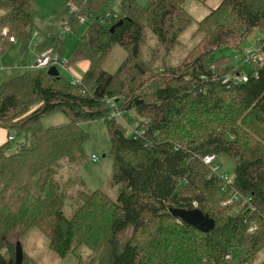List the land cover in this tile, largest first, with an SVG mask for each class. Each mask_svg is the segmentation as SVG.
I'll list each match as a JSON object with an SVG mask.
<instances>
[{
  "label": "trees",
  "instance_id": "trees-1",
  "mask_svg": "<svg viewBox=\"0 0 264 264\" xmlns=\"http://www.w3.org/2000/svg\"><path fill=\"white\" fill-rule=\"evenodd\" d=\"M104 1L70 0L40 26L36 0H0L6 10L0 15V56L11 37L29 43L35 31L54 32L40 50L54 47L62 54L61 30L66 25L78 30L80 16ZM123 10L114 21L124 23L114 32V21H95L78 42L75 58L91 63L81 85L48 69L22 70L0 81V125L24 134L18 149L11 141L0 147V264H15L17 242L23 246L32 228L40 229L61 256L88 247L87 264H254L264 248V61L250 59L242 45L260 30L264 54V0H221L197 22L193 35H203L196 49L201 52L177 68L164 66V73L154 66L158 54L170 52L194 22L185 0H150L147 7L127 0ZM149 32L157 44L145 58ZM117 44L126 55L111 73L104 63ZM224 45L236 48L244 62L252 61L248 81L233 82L243 74L241 65H229L228 58L210 60ZM109 96L122 100L125 114L134 111L142 119L130 126L112 117ZM56 112L69 121L45 127L42 119ZM96 119H104L110 133L111 184L123 183L126 190L116 199L101 189L78 191L70 198L79 206L68 217L63 162L83 151L88 134L81 123ZM208 154L234 159L233 187L252 197L254 210L224 204L222 180L203 160ZM171 208H198L215 227L201 231L173 216Z\"/></svg>",
  "mask_w": 264,
  "mask_h": 264
},
{
  "label": "rangeland",
  "instance_id": "rangeland-1",
  "mask_svg": "<svg viewBox=\"0 0 264 264\" xmlns=\"http://www.w3.org/2000/svg\"><path fill=\"white\" fill-rule=\"evenodd\" d=\"M96 2L98 0H88ZM127 0H105L102 5L96 10L88 11L84 20L81 22L78 30L72 32H66L61 34V37L65 43V56L72 60L73 63L77 60L73 54L78 42L82 39L83 35L87 32L89 26L98 21L99 17L104 14H111L112 20L123 16V4ZM142 7H147L150 0H136ZM70 0H36V5L39 9V15L37 17L39 25L44 26L52 19L56 18L59 13L64 9ZM185 7L194 18V22L182 33L180 42L167 54L163 52L158 54V61L154 66L158 67L159 73H164L165 67L177 68L180 66L189 56L194 52L199 54L202 49H197L201 43L203 35H193L197 29V22L204 18L210 11L208 0H185ZM6 10L0 6V15L4 14ZM84 16V15H83ZM80 20V19H79ZM113 23H116L114 21ZM70 26V25H69ZM71 27V26H70ZM72 29V28H71ZM57 31H55L56 33ZM54 32H37L35 31L29 41L26 43L22 39H17L15 43H12L6 51L0 56V81L13 78L17 76L23 69H18L16 66L18 63H24L31 65L35 62L38 55H40V46L44 43L46 38H49V34ZM263 37V33L260 30L254 31L244 41L242 49L248 48L258 49L259 41ZM157 44V39L149 32L148 40L142 47V52L145 58L152 53V46ZM48 49H54L49 47ZM57 51V50H56ZM126 55L125 50L119 44L115 45L109 58L104 63V67L108 72H115L122 60ZM223 58L230 59L229 65L239 66L241 65L242 73H252L254 70V64L252 61L244 62L240 56V52L231 45H224L215 50L211 56V61H217ZM264 61V55H260V59ZM165 61V64H164ZM74 66V67H73ZM73 69L76 73L83 78L86 71L83 66L73 65ZM165 66V67H164ZM71 67V66H70ZM214 66H212L213 68ZM182 69V68H181ZM180 69V70H181ZM60 75L66 80L72 79V73L63 67H59ZM229 77V74L226 78ZM118 104H122V100L118 101ZM125 121L128 124L135 125L138 118L135 112H127L124 116ZM18 117L15 119L17 120ZM120 119V118H119ZM122 120V119H120ZM69 119L61 112H56L51 115L45 116L42 119V123L45 127L52 125H58L68 122ZM83 130L88 134V138L83 146L82 152H77L75 160L71 163L63 162V167L60 173V180L62 183V190L68 194L66 205L63 209L66 216L70 217L74 210L78 208V202L75 199L70 198L72 194L81 191L83 189L93 191L95 189H101L110 195L113 199H116L120 192L126 190V186L123 183L112 185L111 177L113 172L114 160L111 153L112 143L110 133L104 119L88 120L81 123ZM17 135V139L12 141L16 144L21 143L24 140V134L18 135V130H12ZM18 131V132H16ZM98 156V160H93L92 155ZM214 165L217 168V173L220 176H227L231 179L234 178L235 161L228 154H221L216 156ZM236 212V211H235ZM130 232L124 233L122 240L128 239ZM23 249L26 253V257L23 260V264H79L78 254L81 255L83 263H89L88 256L92 251L82 246L77 250V254H70L67 256H61L49 247L48 239L45 234L38 228H32L23 238ZM98 264V263H96ZM254 264H264V248L258 253Z\"/></svg>",
  "mask_w": 264,
  "mask_h": 264
},
{
  "label": "built area",
  "instance_id": "built-area-1",
  "mask_svg": "<svg viewBox=\"0 0 264 264\" xmlns=\"http://www.w3.org/2000/svg\"><path fill=\"white\" fill-rule=\"evenodd\" d=\"M73 10L77 9L76 5L72 6ZM85 16L81 15L80 16V21L82 22L84 20ZM96 22H99L100 24L103 25H109L113 22L111 14H104L101 15L97 20H95ZM94 21V22H95ZM8 29H5L3 31L4 34H7ZM66 32H72L71 27L69 25H66L62 30H61V34L66 33ZM52 36L51 34H49V37ZM12 42H15L16 39L14 37L10 38ZM260 42V41H259ZM245 54L252 59L253 61H258L257 59H260V55H264L261 53L260 51V47L258 49H253V48H248L245 50ZM71 59L67 58L66 56H64L63 54L59 53L58 51L54 50V49H48V50H43L40 55H38L37 59L35 60V62L31 65H27V64H22V63H18V65L16 66L18 69H23V70H39V69H49L51 66H57V68L59 69V67H63L65 69H67L68 71H70L72 73V79L71 82L76 85L82 84V78L78 75H76L72 69H71ZM259 62H262L261 60H259ZM258 73L255 72V75H257ZM229 80V78H226L224 82H227ZM249 80V76L248 74H238L236 75V77L233 79L234 83H238V82H246ZM82 93H85L84 89H81ZM119 99L115 96H109L106 100L107 105L111 108V116L112 117H116V118H120L122 120L125 121V113L119 108V104H118ZM134 131V130H133ZM143 133V131H141V134ZM135 134V132H134ZM136 135H139V133H136ZM8 141H15L16 137L14 135H10L8 136ZM20 147V143L16 144L15 149H18ZM92 159L93 160H98V156L93 154L92 155ZM203 160L206 164L211 165L212 167V171L217 173V168L214 165V161H215V155L213 154H208L205 155L203 157ZM220 176V175H219ZM221 180H222V193L225 195V200H224V204L225 205H229V206H235L234 210H236L237 206L239 204L241 205H249V207L254 210L255 206L252 203V197L250 196H245L242 192L236 190L233 187V179L227 177V176H220ZM195 206H197V202H194Z\"/></svg>",
  "mask_w": 264,
  "mask_h": 264
},
{
  "label": "water",
  "instance_id": "water-1",
  "mask_svg": "<svg viewBox=\"0 0 264 264\" xmlns=\"http://www.w3.org/2000/svg\"><path fill=\"white\" fill-rule=\"evenodd\" d=\"M124 23V19H120L118 22L114 23L110 30L114 32L115 29ZM48 73L52 76L60 77V71L57 66H51L48 69ZM170 212L173 216L185 221L186 223L196 227L197 229L208 232L215 227V222L213 219L205 216L201 210L195 209H184V208H171ZM24 260V249L21 241L17 242L16 253H15V264H23Z\"/></svg>",
  "mask_w": 264,
  "mask_h": 264
},
{
  "label": "crops",
  "instance_id": "crops-1",
  "mask_svg": "<svg viewBox=\"0 0 264 264\" xmlns=\"http://www.w3.org/2000/svg\"><path fill=\"white\" fill-rule=\"evenodd\" d=\"M209 1V6H210V8H211V11L213 10V9H215L219 4H220V2H221V0H208ZM210 11V12H211ZM209 12V13H210ZM208 13V14H209ZM207 14V15H208ZM52 34V33H51ZM17 41V40H16ZM15 41V42H16ZM15 42H13V43H15ZM42 52V51H41ZM65 50L63 51V55L65 56ZM72 61V60H71ZM75 63H76V65H79V66H83L84 68H85V71H87L88 69H89V67H90V61L88 60V59H80V60H76L75 61ZM75 63H73V62H71V69H72V71L76 74V75H78L77 73H76V71L73 69V65H75ZM73 66V67H72ZM79 76V75H78ZM9 134L10 135H14L15 136V134H14V132L11 130V129H9V128H7V127H5V126H2V125H0V147L1 146H3L4 144H6L7 143V141H8V136H9ZM17 139V138H16Z\"/></svg>",
  "mask_w": 264,
  "mask_h": 264
}]
</instances>
